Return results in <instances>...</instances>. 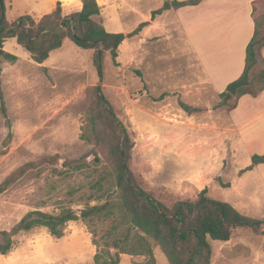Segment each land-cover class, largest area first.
Wrapping results in <instances>:
<instances>
[{
	"label": "rangeland",
	"instance_id": "obj_1",
	"mask_svg": "<svg viewBox=\"0 0 264 264\" xmlns=\"http://www.w3.org/2000/svg\"><path fill=\"white\" fill-rule=\"evenodd\" d=\"M58 2L63 16H68L78 11L81 0H6V20L11 23L24 15L38 20ZM129 4L125 2L116 17L117 7L109 3L105 19L100 16L105 30L127 34L135 29L141 20L127 16ZM255 17L264 36V0L256 6ZM172 33L179 37L175 29ZM170 36L167 31L140 37L134 64L128 57L129 39L118 48L115 63L109 52H104L101 76L92 62L93 51L80 49L69 40L51 52L45 64L34 63L14 39L4 43V51L16 60H0V233L10 232L30 211L58 214L71 209L79 216L87 207L104 204L107 194L108 199L110 195L115 198L108 155L89 130L91 89L98 85L128 132L132 145L129 168L145 192L167 207L177 201H193L204 189L206 196L222 200L217 190L209 187L205 152L209 125L226 122L228 111L218 106V95L210 94L206 83L198 82L197 72L193 79L187 78L190 53L183 44L174 48ZM262 71L263 60L255 64L250 77ZM195 83L199 92L188 86ZM259 86L253 82V91ZM215 109L220 112L216 119L210 113ZM225 161L227 178L233 160L227 156ZM244 197L254 204L246 215L264 216L262 196L246 193ZM112 203L98 215L67 223L63 235L68 237L56 245H64L73 255L80 250L85 253L80 244L86 238L95 254L101 250L113 253L112 240L125 235L129 225L125 214ZM73 233L78 241L69 237ZM46 235L50 234L43 227L14 235L13 246L0 254V260L18 249L31 258L35 243ZM138 236L131 230L128 246L135 245ZM145 240L150 255L137 246L135 253L119 255L123 264H168L161 250ZM210 246V264H264V238L249 229H236L229 241H210Z\"/></svg>",
	"mask_w": 264,
	"mask_h": 264
},
{
	"label": "trees",
	"instance_id": "obj_2",
	"mask_svg": "<svg viewBox=\"0 0 264 264\" xmlns=\"http://www.w3.org/2000/svg\"><path fill=\"white\" fill-rule=\"evenodd\" d=\"M201 1L165 0L158 10L152 12L151 18L154 19L170 9L196 6ZM5 2L6 0H0V60H16L15 56L3 51V44L9 39H14L37 64L44 63L51 52L60 49L63 42L69 40L80 49L93 51L92 62L101 76L104 52H109L115 63L121 43L126 38L137 35L147 25L140 23L128 34L110 33L101 24L100 8L96 0H81V9L68 16H63V10L58 2L52 12L38 20L24 15L10 23L6 20ZM261 2L262 0L252 2L254 33L245 49L243 72L218 95L220 99L218 106L226 107L228 113L236 107L240 97L244 95L255 97L264 88V71L254 78L250 77L251 70L258 62V50L264 47L261 23L255 17L256 6ZM253 82L260 84L257 91H253ZM91 97V106L88 109L89 130L96 144L108 155L107 165L116 188L115 198L112 199L110 195L108 199L107 194L104 204L87 207L80 211L79 216L71 209H63L58 214L30 211L10 232L0 233L3 238L0 254H5L11 249L13 246L11 238L14 235L28 232L33 228H46L50 235L60 238L67 223L98 215L106 206H110L111 201L113 207H117L125 214L129 228L125 230V235L122 234L118 239L112 240L113 253L101 250L94 255V264H119L120 254L135 253L133 249L138 247H142L141 253L150 255L148 245L144 244L146 238L161 250L168 264H210L212 256L210 241L227 242L236 229H249L255 235L264 238L262 219L242 215L228 203L206 196L205 189L195 200L177 201L170 207L145 192L129 168L132 145L127 130L115 116L99 85L91 89ZM231 100L232 104L228 105ZM183 108L189 110L186 106ZM1 112L5 114L2 102ZM260 163H264V156L252 157V166ZM96 185L100 186V183L96 182ZM131 230L137 231L139 236L135 245L128 246ZM262 251L264 253V246ZM103 255L106 257L100 261Z\"/></svg>",
	"mask_w": 264,
	"mask_h": 264
},
{
	"label": "crops",
	"instance_id": "obj_3",
	"mask_svg": "<svg viewBox=\"0 0 264 264\" xmlns=\"http://www.w3.org/2000/svg\"><path fill=\"white\" fill-rule=\"evenodd\" d=\"M164 1L96 0L103 19H105L104 13L108 12L106 8L109 3L116 5L115 15L120 17L118 10L123 8L125 2L126 4L129 2L127 16L140 18L141 21L136 27L140 23L147 24L137 35L124 40L129 39L128 57L131 64L135 63L140 37L147 38L170 31L174 48H180L183 44L190 53L186 68L187 78L193 79L197 72L200 75L198 82L206 83L210 94L219 95L243 72L245 49L254 33L252 2L256 0H202L196 6L170 9L152 19V12L158 10ZM154 2H157L156 5H153ZM141 3H144L143 7L139 5ZM80 8L81 3L78 10ZM174 29L180 40L172 33ZM262 60L264 61V47L258 50V61ZM197 83L188 85L192 92H199ZM210 113L216 119L220 112L215 109L210 110ZM208 146L205 154L209 163V187L213 186L212 189L217 190L222 198V200H216L228 203L242 215L248 216L246 214L251 212L254 204L250 202V199L246 201L244 195L254 193L264 199V163L252 166L253 156H264V88L255 97L250 95L240 97L236 107L226 114V122L214 121L209 125ZM227 156L233 160V171L230 177L226 178L224 172L227 170L225 161ZM252 218L264 221L262 215ZM66 231L69 233L68 229ZM76 236L78 235L75 233L69 235L71 239L78 241ZM65 237H68V234L64 233L58 239L46 235L35 243L31 258L26 256L24 251L12 250L8 255H3L4 258L0 260V264L93 263L95 250L90 249L86 238L84 246L80 244L81 248H86V252L80 250L79 253L73 255L72 252L65 251L64 245H56L65 240ZM119 264H123V258L120 259ZM126 264L132 263L126 262Z\"/></svg>",
	"mask_w": 264,
	"mask_h": 264
}]
</instances>
